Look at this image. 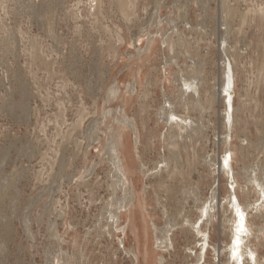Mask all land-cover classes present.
Masks as SVG:
<instances>
[{"label": "rangeland", "instance_id": "rangeland-1", "mask_svg": "<svg viewBox=\"0 0 264 264\" xmlns=\"http://www.w3.org/2000/svg\"><path fill=\"white\" fill-rule=\"evenodd\" d=\"M16 1L0 0V38L12 29L17 32L18 41L16 57L6 54L0 61V176L6 177L20 168L11 180L9 194L1 202L0 264H228V229L223 227L225 206L221 205L228 206L225 196L232 186L242 196L241 202H245L241 188L245 183L237 176L241 186L237 187L232 182L235 179H230L228 173L221 174L217 167L227 155V143L235 173L257 163L262 167L264 160L258 146L264 144V68L259 65L264 51L262 22L259 17L241 25L239 13L229 11L234 7L247 10L249 6L253 8L252 15L260 14L263 18L264 0H196L183 6L192 27L180 24L179 31L188 42L177 57V64L170 65L165 62L170 52L163 43L170 23L164 21L159 28H153L158 41L151 50H146V36L141 42L132 40L140 26L137 15H145L146 0L138 1L129 19L122 17L111 0H103V11L98 17L90 10L89 0H54L53 7L58 11L54 20L44 15L43 20L34 18ZM162 3V18L173 17L172 0ZM43 4L47 6L44 12L51 10L52 0ZM49 24L58 37L55 50ZM32 42L41 47V58L34 61L30 54ZM192 60L197 61L203 76V102L209 98V91L216 93L213 105L205 104L201 134L189 143L190 151L194 149L199 160L191 167L190 177L175 182L188 187L197 185L198 198L195 193L185 198L176 194L165 201V194L159 193L158 199L151 185L155 182L151 172L158 168L157 160L162 153H168L162 139L165 123L157 111L164 94L169 98L177 94L178 70L193 66ZM45 61L49 66H45ZM227 62L236 68L232 89L235 122L230 130L222 92ZM8 65L13 69L21 67L29 79L31 95L26 100L30 111L26 120L20 118L18 110L14 114L3 107L5 88L9 85L5 70ZM8 77L15 84L12 72ZM135 78L138 84L133 90ZM110 89L115 92L113 96ZM14 90V98L19 100V87L16 85ZM142 104L144 119L139 112ZM123 109L139 126L140 158L134 150L132 130L126 127L125 131L130 176L135 179L140 203L139 207L136 204L130 210L122 209L123 217L114 234H102L96 229L98 222L106 224L100 219L101 213L115 207L112 189L108 188L112 165L105 153L106 144L112 133L116 140L120 138L123 126L116 118ZM105 110L110 113L98 119L100 141L87 147L86 136L76 132L74 125L81 121L86 126L89 118H99ZM193 115L198 117L199 113L195 111ZM142 120L146 121V128ZM60 157L65 162L61 171ZM187 157L182 150V167L188 168ZM208 164L211 170L216 168L215 173H210ZM91 167L94 171L88 176ZM83 176H88V181L78 183ZM49 184L57 186L46 195L44 187ZM214 186L218 187L216 199L212 195ZM254 199V195L248 196L251 202ZM158 200L166 206L169 217L179 208L193 220L197 207L214 202L213 221L203 226L204 234L209 235L206 255L199 258L203 251L201 242L192 233L179 229L171 236L172 244L157 245L153 221L157 227L165 226ZM133 212L139 230L133 224ZM252 221L264 230V217H252ZM258 253L264 262V244L258 246Z\"/></svg>", "mask_w": 264, "mask_h": 264}, {"label": "bare ground", "instance_id": "bare-ground-1", "mask_svg": "<svg viewBox=\"0 0 264 264\" xmlns=\"http://www.w3.org/2000/svg\"><path fill=\"white\" fill-rule=\"evenodd\" d=\"M43 1L17 0L16 4L19 8H23L29 15L34 18H38L40 20V18L42 19L44 15V17H47L48 20H54L58 12L57 7H53L54 0H52L51 10L46 12L43 11L44 6L47 7L45 4H43ZM111 1L116 5L122 17L124 19H129L130 15L134 13L133 8L136 7L139 0ZM146 1L147 2L143 5V9L145 11L144 17L139 18L136 14L137 19H139L140 21V26L137 30L138 33H134L132 35V37H134L132 38V40L134 43L141 42L143 40V37L146 36V50H151L153 48V45L158 41L156 34L153 33V28H159V26L164 21L170 23V32L168 33L165 31L163 34V43L165 44L166 50L170 52V56L165 58V62H167L168 65H170L172 62H175L177 64L176 59L179 55L182 54V49L188 42L182 31H179L180 24L184 23V27H192L189 15L188 13L185 14V8H183V6H189L193 1L196 0H172L174 16H167L165 18H162L159 12L160 8L163 7L162 0ZM89 2L90 7L92 8L90 10L93 11V14H95L96 17L101 15L103 11V0H89ZM223 4H225V2ZM246 9L247 10H240L238 7H234L229 12L231 14L239 13L241 25L256 21L257 18L260 17L262 28L264 31V17L262 18V15L260 14L252 15L250 11L253 8H250L249 6H247ZM48 32L53 38L52 50H55V48L58 47V37L51 24H49ZM16 35L17 32L15 30L9 29L6 30V34L0 38V61L4 60L3 58L6 54H11L16 57L18 53V41H16ZM119 40H123V38L120 37ZM32 48L33 50L30 51L32 60L34 61V59H40V45L37 48L36 43L32 42ZM114 50L115 49H113V51ZM44 64L45 66H49L50 63L45 61ZM192 64L193 66L185 67L184 70H178L180 76L179 79H177L179 86L177 94L173 98H169L168 96H166V94H164L160 109L157 111L159 119L165 123V133L162 135V139L168 153L167 155L162 153L160 158L157 160V163H159L158 168L154 172H151L155 177V182L151 185L154 186V193L156 192L155 194L158 196V199L160 197L159 193L165 194V196H162L164 197L165 201L168 199V197L174 198L176 194L178 196L181 194L184 198L191 193H195L196 197L198 196L197 185L188 187L185 184H183L182 186L177 185L175 182L178 178L180 182H183L185 181V177H190L189 175L193 170V168L191 167L195 164V160H199L195 156V150L193 149L190 151L189 143L190 141L199 137V135L201 134L204 125L202 113L205 110V104H209L210 106H212L216 99V93L212 90L211 92L209 91V98L207 99V101H204L205 103L203 102V98L201 95L203 76L200 67H198L197 61L192 60ZM259 65L260 69L264 68V51L262 52V61L259 62ZM5 70L9 85L5 88V93L3 96V107L5 108V110H7V112L10 111L14 114H17L16 111L18 110L21 115L20 118L26 120L29 117L30 111L29 104L26 100V97L31 95L29 89V79L23 75L21 67L13 69L11 65H8L5 67ZM226 70L227 78L225 81V85L222 88V92L224 93V102L226 105L225 119L228 130H230L231 128H233V124L235 122V119L233 118L234 106L232 97V94H234V92L232 89L235 86L234 77L236 75V68L227 62ZM9 72L13 73L15 84L13 83V80L9 79ZM137 84L138 81L135 78L131 85V88L133 90H136ZM16 85L20 89L19 100H16L14 98V88ZM109 93L111 96H113L115 92L110 89ZM144 111L145 106L142 104L140 105L139 112L140 115H142L143 119L145 115ZM195 111L199 113L198 117L193 115ZM108 113H110V110H105L101 112L99 118H89L86 126L85 124L82 125L81 121L77 122L74 125V129L76 130V132L83 133L82 136H86L87 147H89L93 142L100 141V136L97 134L98 119H104L106 117V114ZM116 120L123 126V129L121 128V133L118 134L120 138H117L116 140V135L112 133L111 138L106 144L107 147L105 150V153L108 155V160L112 165L108 188L112 189L115 207L107 211L104 210V212L101 213L100 219H104L106 224L102 225V223L100 224L98 222L96 224V229H98L102 234H114V231L118 228V225L121 222L120 220L123 217V213L121 212L122 209L130 210L132 207H136V204H138L139 207L140 203L137 193L138 188L136 186V183L134 182L135 179L133 178V180L130 176V163L128 158L129 148L127 150L125 131L126 127L132 130L135 141L134 150L137 157L140 158V154H138V144L140 143L139 126L132 118H128L126 116V109H123L121 111L120 117H117ZM142 123L144 128H146V121L142 120ZM256 127L258 129V126ZM249 140V144L254 146L255 143H251V141ZM258 146L261 147L262 153L264 154V144H260ZM241 149L243 150V148ZM182 150H184L185 155L188 156L186 159L188 168L182 167L183 163L180 160V153ZM231 151L232 150L230 149V143H227L225 150V154L227 155L221 160L220 165L217 167V171L221 172V174L228 173L230 179H235L237 178V176H240L244 180V187H241L237 183L236 179L232 182L235 183L237 187L243 188V194L245 195L246 200L245 202H241L242 196L240 195L236 187L232 186L225 196L228 206L223 204L221 205L222 207L225 206V214L223 216L222 222L223 227L224 229H228V244L225 256L228 260V264H264L262 259H260L258 253V246L264 244V230L262 228L263 226H256L252 221V217H264V160L262 163V167L259 165V163H257L255 167L244 166L241 172L235 173L233 170L234 168L232 167V155L230 154ZM190 155H193V160H190ZM58 161V168L59 171H61L63 170V165L65 164V162L63 157L58 158ZM208 165L210 173H215L216 168L214 167L211 170V165ZM213 165L214 164H212V166ZM19 170L20 168H15L12 174L6 177L0 176V207L1 202H4L3 200L5 196L9 194V187L13 176L17 175L19 173ZM93 171L94 168L91 167L88 176H90ZM88 176H83L78 183H86L88 181ZM127 182L130 183V186H127ZM197 182H199V180ZM56 186L57 184H49L48 186H45L44 188L46 191L44 193L46 195H48L49 193L50 195L51 189ZM217 190L218 187L214 186V192L212 195H214L213 197L215 199ZM146 191H148V188H146ZM117 192H119L120 194L117 195ZM249 195L255 196L253 202L248 200ZM157 205L161 206L163 215H165L164 227H157L156 223L153 221V226L156 231L155 235L158 241L157 245L160 247V245L162 246L166 243L172 244L173 241L171 236L175 232V229H179L187 233H192L195 236L196 241L201 242L200 250L203 251L200 253L199 258H202L204 253L206 255L205 249L207 248V245L209 243V235L204 234L203 226L205 223L210 224L213 221V213L211 211L214 208V202L211 204L210 201H208L197 207L195 209L197 212V217L195 220L190 219V217L186 216L183 210L181 209L180 211L179 208H176L175 215L169 217L166 206H162L159 200ZM179 211L183 214L181 215L182 217L179 216ZM133 213V224L135 225L136 230H139L135 217L136 213ZM138 214L140 213L138 212ZM159 232L160 236L158 235ZM52 235L55 236V234L53 233ZM200 236H202V238ZM237 238L240 241L238 245L234 243V240ZM61 264H64V262H62Z\"/></svg>", "mask_w": 264, "mask_h": 264}, {"label": "snow or ice", "instance_id": "snow-or-ice-1", "mask_svg": "<svg viewBox=\"0 0 264 264\" xmlns=\"http://www.w3.org/2000/svg\"><path fill=\"white\" fill-rule=\"evenodd\" d=\"M239 242H240V241H239L238 238L234 240V243L237 244V245L239 244Z\"/></svg>", "mask_w": 264, "mask_h": 264}]
</instances>
